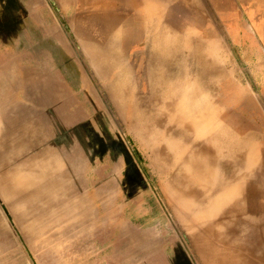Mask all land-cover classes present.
<instances>
[{
    "label": "rangeland",
    "instance_id": "rangeland-1",
    "mask_svg": "<svg viewBox=\"0 0 264 264\" xmlns=\"http://www.w3.org/2000/svg\"><path fill=\"white\" fill-rule=\"evenodd\" d=\"M107 1L114 3L110 22L98 24L96 10L82 0H0V26L18 18L25 24L28 7L44 6L66 36L71 67L56 62L55 71H68L75 85L69 102L84 109L83 192L89 196L107 184L114 205L97 199L94 206L113 205L114 217L121 211L118 219L136 232L109 233L97 216L76 218L65 231V221L44 223L42 237L56 235L65 250L61 264L83 252L97 264H264V0ZM4 49L0 43V54ZM194 90L213 104L203 110L210 116L205 123L216 125V144L177 113L183 91L190 101ZM28 122L34 126V119ZM189 157L203 177L185 186ZM174 184L191 210L168 201L164 189ZM7 210L13 231L0 242V264H59L46 253L49 243L27 244Z\"/></svg>",
    "mask_w": 264,
    "mask_h": 264
},
{
    "label": "bare ground",
    "instance_id": "bare-ground-1",
    "mask_svg": "<svg viewBox=\"0 0 264 264\" xmlns=\"http://www.w3.org/2000/svg\"><path fill=\"white\" fill-rule=\"evenodd\" d=\"M59 1L64 4L66 0ZM257 1L262 2V0ZM82 2L96 10L94 14L96 21L94 22L98 24L110 22L109 6L114 3L111 4L107 0H82ZM26 13L28 14L25 17V24L22 23V19L18 18L17 23L9 21L4 23V26H0V43L5 46L3 53L0 54V122L3 123V127L0 129V235L3 239H0V242L5 243L4 237L9 236L13 231L7 216L8 208L13 212L14 217H12L18 224L27 244L37 247L49 243L46 253L50 256L51 261L57 263L65 250L56 243V235L42 237L44 223L50 228L53 224L65 221L64 225H61L62 231H65L76 218L94 219L101 216L104 221H107L104 229L109 233L136 232L125 225L121 219H118L121 211L116 218L114 217L116 211L111 209L114 201L111 197L107 198L106 196L107 184H102L101 189L94 190L89 196L83 192L85 181L82 161L87 162V144H85L83 136V123L80 122L84 116V109L69 102L75 85L72 84L73 80L67 77L70 76L68 71L66 75H63L62 68L55 71L56 62L69 70L73 52L60 27L56 23L54 24L49 14L44 11V6L28 7ZM153 16L151 15V17ZM46 38H48L47 43L45 42ZM57 51H59L58 55ZM38 88L39 90L44 88L41 95L39 91L40 96L36 94ZM193 94L195 97L189 101L187 96L191 94L183 91L182 98L184 100L181 99L176 107L177 113L184 119L193 120L197 127V133L201 135L210 133L206 139L216 144L218 138L216 134H213L216 125L213 121L205 123L206 117L210 116L204 110H210L213 105L210 102V97L207 98V95L195 90ZM24 99L32 101L36 106L45 107L48 111L44 112L38 108L26 106ZM210 113L212 115V112ZM174 115H176L175 112ZM32 119L35 121L34 126L28 122ZM200 152L204 153V150L201 149ZM29 153H32L30 159L27 158ZM214 153L216 156L215 151ZM211 154L213 151L205 155L206 158L202 160L203 164L208 165V157ZM197 162L195 157H189L184 161L186 180L183 182L185 186L202 181V172L197 169ZM206 169L203 171L206 174L212 171V169ZM62 174L66 176L65 179ZM238 179L236 178V180ZM246 179L248 178L246 177ZM65 180L69 181L67 186ZM167 188L164 189L165 191L162 190L169 202H180L182 204L180 209L191 210L183 208V205L185 207L188 203V198L182 194V190L177 185H167ZM245 190L247 192V188H244L243 192ZM168 191H171V196ZM76 192L81 193L79 199H77L78 197L73 198V194ZM257 192L260 191L257 190ZM217 196L219 198L216 201L221 204V197L219 194ZM97 199H101L105 203H113V205L104 204L98 211L101 204L97 207L94 206ZM32 202L36 204V206L31 205L32 209L33 206L35 207L34 210L30 208ZM189 205L195 206L193 200L189 202ZM212 207L214 208V206ZM79 208L80 212H77ZM176 210L178 211V208ZM183 211L179 210V213ZM102 212L103 214H101ZM190 213L187 214L188 217ZM182 215L185 214L182 213ZM191 215L196 222L200 220L201 216L196 208L193 209ZM204 215L201 218L202 223ZM49 221H53V223ZM185 223L183 226L187 225ZM53 236L54 238H52ZM82 254L78 260L75 258L65 259L66 261L62 264H97L95 259L91 260L88 257L90 255L85 252ZM235 261L237 262V260ZM58 263L61 264V261Z\"/></svg>",
    "mask_w": 264,
    "mask_h": 264
}]
</instances>
